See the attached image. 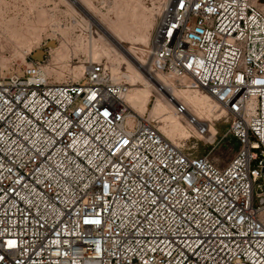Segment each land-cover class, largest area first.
I'll use <instances>...</instances> for the list:
<instances>
[{
	"label": "built area",
	"instance_id": "2783aa9c",
	"mask_svg": "<svg viewBox=\"0 0 264 264\" xmlns=\"http://www.w3.org/2000/svg\"><path fill=\"white\" fill-rule=\"evenodd\" d=\"M148 70L219 102L229 164L130 124L102 62L57 84L0 57V264H264V0H170Z\"/></svg>",
	"mask_w": 264,
	"mask_h": 264
},
{
	"label": "rangeland",
	"instance_id": "374dc122",
	"mask_svg": "<svg viewBox=\"0 0 264 264\" xmlns=\"http://www.w3.org/2000/svg\"><path fill=\"white\" fill-rule=\"evenodd\" d=\"M85 1L104 14L107 21L116 20L119 15L126 13L127 3L137 2L142 5V15L132 17L129 20L136 26L138 25L137 27H147V31L152 39L151 48L149 49L151 51L150 58L147 59L144 63L145 66H143L145 69H148L153 64L154 32L169 0L167 2L166 0ZM1 3L7 12L1 24V43H3L1 45L3 46L0 47V57L3 61V64L1 61V65L5 69L14 68L16 70L35 60L43 68L46 66L55 68V71L47 73L52 82L66 83L72 80L77 82L83 75L78 78L76 71L83 64H87L86 66H88L92 60V50L95 47L102 50L103 38L99 34H95V32H100L99 28L95 25L90 28L83 21L79 12L72 10L64 0H3ZM30 26L37 27V34L35 33L36 36L34 35L35 38L34 36L30 38L24 35L25 29ZM80 42L84 44V47L78 50L77 45ZM62 44L67 46L66 54L68 56L62 60V64L60 63L56 66V50ZM136 48L140 49L141 47ZM99 58L103 64L112 68L117 54L115 51H110L109 56L100 55ZM119 69V72L125 71V65L121 64ZM117 75L120 77L118 79L119 83L130 87V84L127 83L121 73ZM176 86L183 88V86L177 83ZM152 89L153 101L149 106V112L144 117L157 122L158 126H161L160 119L153 118L150 115V110H153L157 97L163 99H168V97L163 91L157 90L154 86ZM211 119H214V117H211ZM205 121L209 124L211 123V121ZM213 128H215L214 132L210 133L209 138L207 137L206 139L197 138L194 134L191 136L188 134L183 137L175 135L174 138L177 142L178 139H188L187 137L189 136L187 143L191 146L196 145L194 148L197 153L207 155L217 166L224 167L229 164L238 152L240 148L239 142L229 132V123L224 120V117L215 120ZM211 135L214 136L210 138Z\"/></svg>",
	"mask_w": 264,
	"mask_h": 264
},
{
	"label": "bare ground",
	"instance_id": "6f19581e",
	"mask_svg": "<svg viewBox=\"0 0 264 264\" xmlns=\"http://www.w3.org/2000/svg\"><path fill=\"white\" fill-rule=\"evenodd\" d=\"M1 2H3V0H0L2 24V20L6 17L7 12ZM64 2L72 10L79 12L83 21L90 28L95 25L100 30V32H95V34H99L103 38L102 50L96 47L92 50V60L91 62L89 61V64L100 63V55L109 56L110 51L116 52L117 58L114 59L115 64L112 68H109L107 65L105 66L111 76V79L115 83L121 84L118 81L120 77L117 75L121 73L122 76L125 77L127 83L130 84L129 90L123 96L124 101L130 110V124H133L134 121L145 118L144 115L149 112V106L153 101L152 87L154 86L157 90L163 91L168 99L157 97L154 103L155 105H153L154 107L152 106L153 110H150V115L153 116V118L156 117L157 119H160L162 125L159 126V128L169 140L174 143L186 142L189 139V136L187 137L188 139L181 138L178 139L177 142L175 141L174 136L179 135L183 137L188 134L190 136L194 134L200 139L209 138L210 133L214 132L215 128H213V126L215 125V120H219L220 117L224 116V111L222 110L219 102L207 91L189 82L188 79H184V84L186 85H181L172 77H167L158 71L152 73V71L143 67L145 66L144 63L147 59L150 58L151 51L149 49L151 48L152 39L147 31V27H137L138 25L136 26L129 20L132 17L140 16L142 11V5L140 3H127L126 13L119 15L116 20L107 21L104 14L97 11L85 0H64ZM36 32L37 27L30 26L25 29L24 35L31 38L34 35L36 36ZM21 42L23 43L24 41ZM1 44L3 43H1L0 40V47L3 46ZM83 47L84 44L82 42L77 45L78 50L83 49ZM136 47L141 48L137 49ZM66 51L67 46L65 44H62L56 50V66L59 65L62 60L67 58L68 54H66ZM121 64L125 65V71L119 72V66ZM86 65L87 64L81 65V67L76 71V76H78V78L79 76L84 75L88 69V66ZM43 71L46 75H48L47 73L55 71V68L46 66L43 68ZM175 82L183 86V88L177 87ZM57 84L63 83L59 82ZM178 97H182L183 99ZM180 100L187 105L188 109L199 119L211 121L209 124L210 129L208 134L201 136L195 127L188 126L184 122V118L176 114L175 104ZM211 117H214V119H211ZM213 136L214 135H211L210 138ZM192 146L196 147V145Z\"/></svg>",
	"mask_w": 264,
	"mask_h": 264
}]
</instances>
